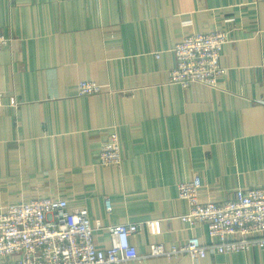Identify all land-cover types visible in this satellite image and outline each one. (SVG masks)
<instances>
[{
	"label": "crops",
	"instance_id": "1",
	"mask_svg": "<svg viewBox=\"0 0 264 264\" xmlns=\"http://www.w3.org/2000/svg\"><path fill=\"white\" fill-rule=\"evenodd\" d=\"M210 31L228 37L220 87L169 83L175 43ZM0 33V210L63 198L101 222L98 248L107 225L140 223L144 254L208 242L179 219L180 182L199 177L203 202L264 186V0H0ZM82 80L103 89L79 96ZM111 126L120 166L99 164ZM121 264H264V249Z\"/></svg>",
	"mask_w": 264,
	"mask_h": 264
},
{
	"label": "built area",
	"instance_id": "2",
	"mask_svg": "<svg viewBox=\"0 0 264 264\" xmlns=\"http://www.w3.org/2000/svg\"><path fill=\"white\" fill-rule=\"evenodd\" d=\"M11 41L0 33V50ZM227 41V35L220 31L183 37L172 47L175 67L169 72V83L182 88L194 84L220 87L227 69L220 65L219 58ZM102 89V85L82 80L77 85V95H93ZM98 159L103 166L121 164L119 138L113 126L109 127ZM200 190L201 180L197 176L177 185L178 198L187 205L186 213L179 219L191 225L205 224L208 242L191 237L180 245L153 244L144 254L136 251L133 242L140 223L107 225L111 246L102 249L93 238L94 231L102 228L101 222L92 220L86 209H68L66 199L43 197L9 205L0 210V264H121L158 256L167 259L186 256L197 261L207 253L264 249V186L238 189L232 198L221 202H203ZM105 206L110 212L108 200ZM146 225L153 234L154 221Z\"/></svg>",
	"mask_w": 264,
	"mask_h": 264
}]
</instances>
